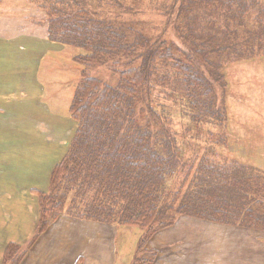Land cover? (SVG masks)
Here are the masks:
<instances>
[{"label":"trees","instance_id":"16d2710c","mask_svg":"<svg viewBox=\"0 0 264 264\" xmlns=\"http://www.w3.org/2000/svg\"><path fill=\"white\" fill-rule=\"evenodd\" d=\"M38 1L50 39L82 49L75 55L82 66L71 103L75 129L49 190H33L40 203L35 234L26 244L9 243L2 264H23L39 235L65 214L142 230L134 264L153 263L147 243L180 216L264 230V170L224 154L222 138L200 140L205 154L191 148L185 157L160 99L190 119L188 132L203 136L204 125L223 123L217 99L228 87L225 66L264 54V0L159 4L162 14L176 12L181 44L144 30L141 0ZM101 66L117 75L115 84L91 74ZM215 146L222 147L218 159Z\"/></svg>","mask_w":264,"mask_h":264},{"label":"crops","instance_id":"0c3cea01","mask_svg":"<svg viewBox=\"0 0 264 264\" xmlns=\"http://www.w3.org/2000/svg\"><path fill=\"white\" fill-rule=\"evenodd\" d=\"M13 39L0 37V264L9 243L26 244L35 234L40 203L33 190H49L58 149L72 134L69 127L61 130L39 119L57 116L66 117L68 124L72 121L71 104L68 118L61 115L40 63L49 51L64 53L69 46L51 40L49 29L42 34L31 30ZM5 117H13V124H7ZM27 118L35 126H24ZM40 130L49 132L48 143L41 146ZM23 132L26 137L29 134L28 141H23ZM23 147L28 155H21ZM228 152L236 158L233 146ZM238 160L261 169L256 159ZM59 225L66 226L61 229ZM67 228L79 234L78 238L70 237ZM130 229L65 214L39 235L23 264H134L140 238L129 236L135 233ZM129 240L131 246L125 254ZM146 248L156 252L152 264H264V230L180 216L174 225L158 231Z\"/></svg>","mask_w":264,"mask_h":264},{"label":"rangeland","instance_id":"374dc122","mask_svg":"<svg viewBox=\"0 0 264 264\" xmlns=\"http://www.w3.org/2000/svg\"><path fill=\"white\" fill-rule=\"evenodd\" d=\"M171 1L172 0H141L140 4L143 7L140 12H138L139 19L144 20L146 23L144 30L150 35L163 39H173L181 44V41L175 33L176 12L172 10L165 14L159 12V4L169 5ZM126 3L134 4L132 0L128 2L126 0ZM48 20V13L45 12L38 0H0V37L8 38L9 40L19 38L20 36L28 35L31 30L40 31L41 34L46 33L48 31ZM63 52L64 53L56 52V50L55 52L49 51L40 59V63L41 71L46 73V76L48 74L49 78L46 82L48 83L50 81L51 89L56 94L57 101L61 108V115H66L68 118V107L71 104L73 94L80 81L82 71V66L75 61V55L82 52V49L68 47V49ZM224 71L228 81V87L225 92L220 89L218 90L217 103L224 110L225 121L215 126L218 129L204 125L203 136L199 135V130L188 132L187 127L191 125L190 119L185 116L183 117L181 111L177 107L170 108V101H165L163 98L164 94H161V102L168 105L166 112L171 114V118L169 119L170 129L174 133H177V140L183 147L185 157H190L192 155L191 148L195 149L194 154H205L204 145L206 143H202L200 140L207 137L206 140L219 141V139L222 138L227 142L228 147V149H223L224 154L230 156L231 154L228 151L233 146L234 157L244 161L256 159L254 161L264 170V54L250 60L230 63L225 66ZM91 74L112 84H115L118 79L117 75L113 74L105 66L92 70ZM39 119L49 124H56L61 130L69 127V132H72L71 137L74 133L75 128L73 119H71L72 121L69 119V121H71L70 124L65 122L66 117L59 119L57 116H40ZM0 120H2V117H0ZM3 120L7 121V124H13L14 122L13 117H5ZM22 123L25 124L24 126H30V124H32V118H27V120L25 119ZM32 125L35 126V123ZM207 130H211L212 135L210 136H215V138L209 139L210 136H208L209 133ZM25 132L22 134V139L23 141H28L29 134L28 137H26L27 133ZM48 136V131H39L38 142L40 146L42 142L48 143ZM70 140L69 142L67 140L64 146L58 149V162L67 151ZM66 144L67 146L65 147ZM210 152L215 154L213 156L218 159L222 152V147L217 149L216 146L211 147ZM22 154H24V156L28 155L27 149L24 147L21 150V155ZM116 225L123 226L119 224ZM65 226L59 225L58 228L62 229L65 228ZM130 228H132L130 232L134 231L135 233L134 235L129 233V236H133V238L137 236V240L138 237L141 238V231L139 228ZM67 230L70 237L78 238L79 234L70 233L68 228ZM59 234L60 233H58V235ZM58 235H55L54 239H56ZM125 237L128 239V233ZM130 246L129 240L125 254H128Z\"/></svg>","mask_w":264,"mask_h":264}]
</instances>
